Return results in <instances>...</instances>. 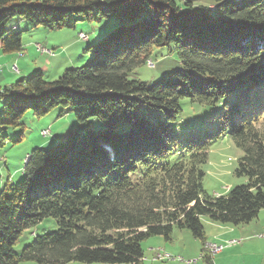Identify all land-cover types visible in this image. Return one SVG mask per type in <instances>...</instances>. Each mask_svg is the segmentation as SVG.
<instances>
[{
  "label": "trees",
  "instance_id": "1",
  "mask_svg": "<svg viewBox=\"0 0 264 264\" xmlns=\"http://www.w3.org/2000/svg\"><path fill=\"white\" fill-rule=\"evenodd\" d=\"M181 1L0 0L2 54L23 51L13 19L28 23L25 31L119 22L82 51L85 65L51 81L36 70L0 87V129L23 127L26 111L41 117L57 107L77 122L64 141L25 157L21 181L2 185L0 264H144L141 244L170 241L175 229L190 231L200 260L213 264L201 218L240 226L264 209V0ZM170 47L178 71L151 87L128 78L153 48ZM185 98L213 114L179 135ZM225 137L242 151L233 173L247 181L207 196L202 167ZM46 218L57 229L34 235L17 255L21 235Z\"/></svg>",
  "mask_w": 264,
  "mask_h": 264
},
{
  "label": "rangeland",
  "instance_id": "2",
  "mask_svg": "<svg viewBox=\"0 0 264 264\" xmlns=\"http://www.w3.org/2000/svg\"><path fill=\"white\" fill-rule=\"evenodd\" d=\"M174 1L180 6H185L186 1ZM189 2L193 3L194 5L207 6L209 3H212V0H189ZM210 9L214 10L215 8L210 7ZM18 21H20V19L11 20L8 24V27ZM25 24L29 25L28 23ZM118 25L119 22L116 19H107L97 24L77 22L73 29H61L55 31H50L44 28H39L35 31H25L22 28V25H20L19 30L17 31L22 32V39L24 42L27 39L29 40L28 42H30L32 49L35 47H41L45 48V50L53 51V55L58 54L56 58L50 59L48 54H42L37 48H35L37 49L38 54L34 51L33 53L35 54L34 56L37 59V63L43 65L48 63L56 64L57 60L62 62L66 55L71 57L74 54L75 58V53L77 51V53L81 55L85 48L95 43L102 35ZM79 31L87 36L88 41L79 40ZM64 47H68V49L65 50V54L63 53ZM42 56H46L48 59H45ZM83 58L85 57L82 56L80 60L76 62L75 66L67 69H74L85 65L86 61L83 62ZM28 60L29 59L26 61ZM179 69L180 63L176 57V54L174 53L173 47L153 48L149 59L146 60L142 66L129 73L128 78L144 82L148 87H151L164 76L172 74ZM12 71L17 73L18 69ZM34 71H36V69L33 70L31 74L34 73ZM11 76H13L12 80L4 83L0 82L2 83L1 88L14 83L20 78L17 75ZM2 103L3 101L0 100V109L2 108ZM179 105L181 113L179 115V122L175 125L176 132L179 135H183V133H189V131L192 129L199 130L201 125L206 122L204 120L210 119L211 115L213 114L212 108L191 102V100L187 98L180 100ZM93 123L96 127L100 126L96 120H93ZM21 124L23 127L0 129L2 130L1 136L5 137L4 145L0 146V189L2 185L6 183L8 175H10V178H13V183L15 184L22 180V171L24 165L23 159L27 155H29L34 149H45L57 141H64L68 132L72 131L76 127L77 122L72 109L69 107H57L50 110L47 114L41 117H36L34 111L32 110L26 111L21 119ZM260 127L264 130V123ZM22 130L23 136L21 140L15 142ZM42 131H49L48 136L43 137L41 135ZM241 156L242 151L235 146L229 137H225L210 146L206 163L202 167L205 174L202 179V188L205 195H224L228 189L246 183L247 180L244 177H237L233 173L234 169L237 167V161ZM208 220L209 219H206V217L201 218L204 232L206 235H208V237H212L213 234L216 232L218 233V230L209 225V223H206L209 222ZM218 226L230 225L218 224ZM56 229L57 226L54 219H44L35 227L25 231L21 235L13 248L14 252L17 255L20 254L24 247L32 243L34 235L51 233ZM258 237H262V235H258ZM156 239L163 241L167 249H150L152 254L150 260H155V262L149 261V263L145 262V264H186V261L189 260H196L194 264H204L202 260H200V242L194 239L190 231L187 229H175L172 233L170 241H164L161 237H151L145 240L141 244V248L145 255L148 253L147 246L154 247V240ZM231 241L241 242V239H231L225 241L224 243L206 242V244L222 245L224 248H226L231 247L228 246V243ZM159 254L162 256V258L157 257ZM167 254L170 255L172 259H167ZM146 257H144V261L148 259ZM20 264L34 263L22 262Z\"/></svg>",
  "mask_w": 264,
  "mask_h": 264
},
{
  "label": "crops",
  "instance_id": "3",
  "mask_svg": "<svg viewBox=\"0 0 264 264\" xmlns=\"http://www.w3.org/2000/svg\"><path fill=\"white\" fill-rule=\"evenodd\" d=\"M19 22L21 21H18L15 24H13L12 28H15V30H19V26L22 25V28L24 30H28L29 28L28 25L24 24L23 22H21L23 24ZM37 29L39 28H35L33 29V31ZM79 33L82 32L79 31ZM28 41L29 40L27 39L24 42L22 39L23 51L20 53L2 54L0 51V82L4 83L12 80L13 76L11 75H17L20 78L27 77L35 69L40 70L45 75V77H47V79L51 81L56 77H59L65 69L75 66L76 62L80 60L82 56L84 57L82 53L80 55L77 53L78 52L77 51L75 53L76 55L75 58H74V54L71 57L66 55V57L63 58L62 62H60V60H57L56 64H49L48 62H47L48 64H43V65L38 64L37 59L34 56L35 54L33 53L34 51L35 53L38 54L37 49H35L36 48L35 46H34L35 48L32 49L30 46V42ZM67 49L68 47L67 48L64 47L63 49L64 54H65V50ZM57 55L58 54H55L53 56L48 55V57H50V59H54L56 58ZM46 56H42V57L48 59ZM27 59L29 60L26 61ZM83 59H84L83 62L87 60L86 57ZM13 66H16V68L18 69L17 73H14L12 71ZM1 84L2 83H0V87ZM23 162L25 163V158L23 159ZM7 181L13 183V178H10V175H8ZM206 219L208 218L206 217ZM208 221L209 222L206 223H209V225L213 226L216 230H218V233L216 232L215 234L212 235V237L211 236L208 237V235H206V233L204 232L206 242L224 243L225 241L231 239H236V238L241 239L240 244L231 247H226L220 253L212 256L213 264H264V209L260 210L257 214V217L246 225L218 226L219 223L213 222L210 219ZM258 235H262V237H258ZM152 248L161 249V250L167 249L163 241H161L160 239L154 240V247L147 246L148 249L147 255L143 253V256L144 257L147 256L146 258H148L146 261H143L144 264L145 262L148 263L149 261L151 262L150 258L152 254L150 252V249Z\"/></svg>",
  "mask_w": 264,
  "mask_h": 264
},
{
  "label": "built area",
  "instance_id": "4",
  "mask_svg": "<svg viewBox=\"0 0 264 264\" xmlns=\"http://www.w3.org/2000/svg\"><path fill=\"white\" fill-rule=\"evenodd\" d=\"M78 38H79V40H81V41L87 40V36H86V35H82L81 33L78 34ZM36 48H37V49L40 51V53H42V54H48L49 56H53V51L45 50V48H41V47H36ZM12 70H17L16 66H13V67H12ZM48 133H49V131H42V132H41V135H42L43 137H46V136H48ZM227 243H228V242H227ZM238 243H240V241H236V245H237ZM217 247H224V246H222V245H216V248H214V249H209V250H213V251H214V255H216V254H217ZM159 252H160V251H159ZM167 259H172V258L170 257V255L167 254ZM151 261H155V260H151ZM195 262H196V260H189V261H186V264H194Z\"/></svg>",
  "mask_w": 264,
  "mask_h": 264
},
{
  "label": "bare ground",
  "instance_id": "5",
  "mask_svg": "<svg viewBox=\"0 0 264 264\" xmlns=\"http://www.w3.org/2000/svg\"><path fill=\"white\" fill-rule=\"evenodd\" d=\"M81 34L84 35L83 33H81ZM234 245H236V241H231V242L228 243V246H234ZM204 248L211 256H214V251L213 250H209V249L216 248V244H205ZM223 249H224V247H217V254L220 253ZM157 257L158 258H162V256L160 254Z\"/></svg>",
  "mask_w": 264,
  "mask_h": 264
}]
</instances>
